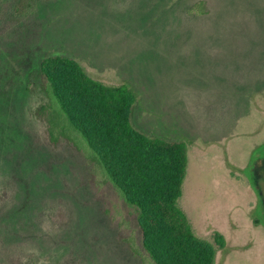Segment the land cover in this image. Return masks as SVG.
I'll list each match as a JSON object with an SVG mask.
<instances>
[{
  "label": "rangeland",
  "instance_id": "rangeland-1",
  "mask_svg": "<svg viewBox=\"0 0 264 264\" xmlns=\"http://www.w3.org/2000/svg\"><path fill=\"white\" fill-rule=\"evenodd\" d=\"M16 1L0 0V264H153L137 211L50 134L54 55L128 85L134 123L186 144L179 205L214 264H264V0Z\"/></svg>",
  "mask_w": 264,
  "mask_h": 264
},
{
  "label": "trees",
  "instance_id": "trees-1",
  "mask_svg": "<svg viewBox=\"0 0 264 264\" xmlns=\"http://www.w3.org/2000/svg\"><path fill=\"white\" fill-rule=\"evenodd\" d=\"M26 6V0H17L12 10L22 16ZM39 74L56 120L50 124V134L60 130L84 157L101 167L124 201L137 211L142 245L151 262L214 264L215 248L194 232L179 205L186 144L136 128L131 120L135 95L129 86L105 84L73 58L45 57Z\"/></svg>",
  "mask_w": 264,
  "mask_h": 264
},
{
  "label": "crops",
  "instance_id": "crops-1",
  "mask_svg": "<svg viewBox=\"0 0 264 264\" xmlns=\"http://www.w3.org/2000/svg\"><path fill=\"white\" fill-rule=\"evenodd\" d=\"M134 104H135V102H134ZM134 104H133V106H132V113H133V111H134ZM131 120H132V123L134 124V126H136V128H138L140 131H142V132H144L143 130H141L135 123H134V121H133V114L131 115ZM144 133H146V132H144Z\"/></svg>",
  "mask_w": 264,
  "mask_h": 264
}]
</instances>
